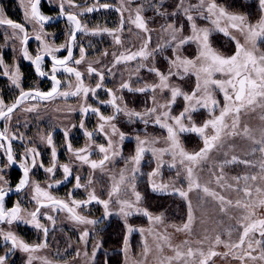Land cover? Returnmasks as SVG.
<instances>
[{"label": "rangeland", "instance_id": "rangeland-1", "mask_svg": "<svg viewBox=\"0 0 264 264\" xmlns=\"http://www.w3.org/2000/svg\"><path fill=\"white\" fill-rule=\"evenodd\" d=\"M44 6H48L53 14H57L60 10V0H43ZM27 0H24L26 3ZM74 2L80 7L71 8L65 3V8L69 12L76 13L82 22V27L86 29V32H81L79 39L75 44L73 55L76 59L80 57V47L85 49L86 59L81 65H72L83 73V80L86 86L95 87V84L99 81V77L87 74V67L91 64L97 70H103L105 79L103 81L104 87L97 90L98 99H94L91 94L87 97L86 103L93 107H98L104 115H111L113 109L108 104H101L100 101H108L110 97L106 89H112L117 97H123L121 106L126 105L128 109L143 112L145 108H151L153 106L152 96L153 92L148 91L144 93L136 91L119 89L120 84L123 81L131 80L132 87L139 88L145 84L151 85L159 83V78L155 73H150L147 68H143L137 73L135 68L137 62L133 61L130 65L121 63L117 67L112 68L113 56L112 53L125 52L126 49L131 51L139 50L148 38V34L139 29H136L134 25L128 23L129 12L124 11L123 17L126 21L124 25V31L118 33L121 35L123 45H116L113 37L107 33H101L98 35H92V30L97 28L96 19L99 15L104 13H112L116 16L114 26L109 29H117L121 19V13L117 11L121 4V0H99V3H108L109 9L99 8L97 0H74ZM216 2L224 7L226 10L232 13L244 14L249 17L252 23H256L260 16L258 0H216ZM189 3H198V0H189ZM178 0H132V15H135V9L142 7V16L145 19L147 28L151 36V42L149 50L155 49L158 45H161L167 39V33L163 31V28L167 24L172 23L176 27L183 25V36H190L191 27L189 22L185 18V15L180 11L176 16L171 15L172 12L177 10ZM160 6L159 11L166 13L165 15L157 14V6ZM97 7L98 10L91 13L86 11L87 7ZM0 9L3 10L4 15L7 18L13 19V21H19L23 24L27 30L30 39L28 40L27 49L29 54L33 57L37 54L38 41L35 40V35L40 31V26L34 21L29 22L25 19V9L22 6V0H0ZM41 11V10H40ZM83 13V15H80ZM196 18L198 27H207L212 29L210 32L209 40L212 48L224 56H231L235 52V41L233 36L241 39L240 34L234 30H230V35L225 36L223 32L215 30L214 26L209 21L199 18L198 13H193ZM69 21L57 27L56 29H47L44 27L46 33V39L50 44L55 46L63 45L67 42L69 32L72 29ZM11 35L12 29L6 26H0V59L3 60L10 70H15L17 67L20 72V87L17 88L12 81L3 75L4 68L0 67V99H3L6 104L10 105L14 102L15 98L20 94L21 90L27 88H36L39 91L49 90L52 84L46 85L37 78H34L31 74V69L28 66L30 61L25 60L22 53V44L18 39L5 40V33ZM219 41V42H218ZM264 48V44H262ZM197 44L192 42L184 45L178 52L181 56L188 58H195L197 55ZM66 50H61L55 53L59 58H63V54ZM104 52L109 53L107 56ZM174 59L172 48L164 47L162 51L155 53V59L150 58L148 61H143L148 67L155 66L162 73L167 74L169 70L168 59ZM99 61V63H97ZM44 71H51V67L47 66V63L43 61L41 65ZM111 68V73L108 69ZM62 79L61 90H67L66 84L68 80V74L62 70L57 72ZM73 84H75L74 76L71 78ZM170 84L181 88L184 92L191 93L195 89L196 80L191 74L180 79L176 76L170 78ZM156 98L161 103L165 102L166 98H169L171 93L168 90L161 92L157 89ZM218 99L222 102V95H218ZM80 97H59L57 96L53 100L39 101L40 106L34 112H26L24 109L36 105L37 100L28 99L25 100L17 112L12 115L10 122L1 121L0 130L3 129L4 124L8 123L10 128V134L15 133L17 136L23 134L24 139L12 141L16 148V153L19 157L25 154L26 147H33L39 153V157L36 160V167H32V159L29 155L28 165L31 168L30 171V184L22 192L21 197L25 201V208L21 209L22 219L13 222L11 226L4 223L0 229L7 231L11 230L20 239L25 241L30 246L40 243H46L47 247L40 249L34 254L25 253L20 250H14L12 254H9L8 249L11 245H5L4 240L0 238L2 248H0V255L7 253V264H26L29 255H35L37 259L33 261V264H42L40 258H46L51 264H143L147 259V264H158L157 253L155 250L156 240L154 235H150L148 229H152L155 233H167L171 237V243L173 245H180L184 240H190L192 247H199L196 244L197 240H203L207 235L210 239L204 241V250L207 251L210 246L211 240L214 239L216 234H221L222 239L227 241L229 237L225 234V230L230 226L236 225V219L240 216V210L236 208H230L227 215L220 213L218 210L217 202L211 198H205L206 203L200 201L199 197L203 196V193H198L193 190L188 193L191 200L195 219L193 222V228L191 234L187 232H177L176 227H182L183 223L187 220L188 201L182 198L174 189H182L187 191V179L186 170L177 161L175 168L169 167L172 162L170 155L163 157L164 165L160 167L155 176L150 179V173L157 169L158 161L152 156L151 152H147L139 165L140 171L136 173L135 191L141 196V200L136 205L137 208L147 210L152 216H161L162 223L150 224L148 217L144 216L142 212H136L131 210L132 214L124 217L120 214V206L115 203L116 197H112L109 200L108 192L110 190L112 180L109 179L110 175H115L118 179V174L121 169L125 167V159L135 154L137 140L139 136L141 139L145 137H156L158 143L155 145L157 148L166 146L165 137L166 131L159 126L149 123L145 125L141 121L130 122L128 117L122 113L118 119L114 121L120 131L126 134V138L122 145H119L121 149V156L116 157L109 162H106V168L104 172L100 169L93 171L88 165L81 164L76 160L74 154L68 151V144L71 145L73 150L85 148L89 140L84 135L85 130L94 133V141L96 144H105L107 141L102 134L96 132L99 120L98 117L92 113H82L80 108L84 103ZM185 106L183 97H178L176 103L172 107V114L179 115ZM216 114H219L217 110ZM193 120L197 125H201L205 120L209 119L208 112L204 109L192 114ZM81 121H83L84 127L81 128ZM248 125L250 128L258 129L262 121L260 120V110L256 112H249L248 114H242L241 126ZM68 131L67 140L64 136V131ZM242 130V129H241ZM110 132V129H108ZM48 133L52 134L53 146L56 148L57 167L54 175L46 173L43 168L39 167L42 162L45 167L52 165V150L48 146L46 139L41 140L40 137L47 136ZM258 135V134H257ZM180 139L183 147L186 151L192 153L199 151L203 147V140L195 133H183L180 134ZM114 141L119 140V135L113 137ZM253 147L251 142L240 135L228 138L225 141V147L221 151L215 149L210 153V159L204 163V168L207 169L213 164L216 165V173H220L219 164L225 160H231L232 156H236L239 159L251 160L254 163L258 161L260 153L251 155L250 150ZM93 154L92 160H98L102 158V154L95 151V144L92 145ZM224 153H227L225 156ZM4 158L3 150H0V166L3 167L4 181H0V187L7 189L10 187L8 181L9 169L8 166L2 161ZM5 159V158H4ZM68 164L72 169V174L68 180H64V173L60 165ZM132 165L129 164L126 175L131 177ZM110 170V171H109ZM259 171L257 168L247 167L242 163H224L223 172L226 178L231 182L233 176H243L245 174H254ZM179 172V175L177 173ZM197 172L200 175V182L206 183L209 180L208 171L200 172L199 168ZM76 176L81 177V184L87 186V191L84 187L76 188ZM93 180V183L89 186V179ZM55 181H62L59 185H56ZM31 182L39 183L40 187L47 190L51 195L57 199L64 200L71 205V199L84 201L88 199V192L95 191V194L100 200H109V215H105V209L103 204L95 201L76 209L77 214L85 216L87 219L95 220V224H80L74 221L70 214L66 210L53 211V205L42 208L41 213H46L51 216L52 219L45 218L44 215L38 214L39 222L48 229V234L45 237L43 229H37L31 223L30 213L38 207L36 202L32 199L33 196V184ZM49 182L53 183L51 188L48 187ZM243 186V181L240 182ZM153 184L155 185H168L165 190H153ZM16 187V185H15ZM210 187L216 189V183L213 180ZM12 188V187H11ZM219 191V189H216ZM71 194V197L70 195ZM226 197L233 201L237 199V194L234 191L225 189L222 193ZM19 198V199H20ZM121 199L135 200L132 194L130 186L127 188V194L121 193ZM41 202H49L41 198ZM235 217L230 219L229 217ZM129 227L133 231L129 232ZM139 229H144L143 235ZM21 230V234L19 231ZM84 231H87L89 235L85 240H81V235ZM127 237V247L125 245V238ZM233 240L237 238V234L233 232ZM257 239L260 237L257 235ZM146 241L152 248L150 255L145 258L142 256L143 243ZM99 245V247H97ZM218 252L227 251L223 245L217 246ZM95 256L93 257V252ZM166 255L172 253L168 248L164 249ZM255 255H259L257 250ZM215 264H239L238 261L233 260L231 256L227 258H221L220 256L214 257ZM251 264V262H250Z\"/></svg>", "mask_w": 264, "mask_h": 264}, {"label": "snow or ice", "instance_id": "snow-or-ice-1", "mask_svg": "<svg viewBox=\"0 0 264 264\" xmlns=\"http://www.w3.org/2000/svg\"><path fill=\"white\" fill-rule=\"evenodd\" d=\"M41 0H27L24 3L22 0V6L25 9L24 15L26 21L35 22L40 26V31L35 35V40L38 43V50L35 57L29 54L27 47H23L22 53L25 60L30 61L34 66L37 75L40 77L47 76L52 81V87L50 91L42 92L35 91H23L16 100L8 105L3 99H0V120L10 122L12 120V114L20 107V105L29 98L37 100L36 105L26 107L24 111L34 112L40 106L39 101H49L59 97H80L85 101L81 105V112L88 113L89 111L94 113L99 120L96 132L102 134L107 141L105 144H96L93 137L94 133L85 130L84 135L88 138L89 143L85 148L73 150L71 145L68 144V151L72 152L81 164L88 165L93 171L100 169L101 172L105 171L106 162L113 160L116 157L121 156V149L119 145H122L126 134L119 130L115 120L118 119L122 113L128 117L130 122L141 121L145 125L153 123L156 126L164 129L167 133L165 137L166 146L157 148L155 145L158 143L156 137L141 139L136 137L137 144L135 154L125 159V167L120 170L118 179L115 175H110L109 179L112 180L110 190L108 192L109 200L112 197H116L115 203L120 206V214L127 217L132 214L131 210L136 212H142L144 216L148 217L150 224L162 223L161 216H152L147 210L137 208L136 205L141 200V196L135 191V179L136 173L140 171L139 165L144 158L145 153L151 152L152 156L158 161L157 169L150 173V179L157 174L160 167H163L165 155H170L172 162L169 167L175 168L177 161L186 170L187 179V191L182 189H174L179 195L188 201L187 220L183 223L182 227H176L177 232H187L191 234L193 228V222L195 219L193 206L189 199L188 193L196 190L198 193H203L202 197H199L200 201L206 203L205 198H211L217 202L218 210L225 215L228 214L230 208H236L240 210V216L238 218L229 217L230 219H236V225L230 226L225 230V234L228 235L229 240L222 239L221 234H216L214 239L211 240L210 246L207 251L204 250V241L210 238L205 235L203 240H197L196 244L199 247H192L190 240H184L180 245H173L171 243V237L167 233H155L152 229H148L150 235H154L156 240L155 250L157 253L158 264H215L214 257L220 256L221 258H227L231 256L233 260L239 262V264H264V0H258L260 16L256 23H252L248 16L239 13H232L220 6L216 0H198V3H189V0H178L177 10L172 12L171 15L176 16L180 11L185 15V18L189 22L191 27V35L183 36V25L176 27L174 24L169 23L163 28V31L167 33V39L158 45L155 49L149 50L151 42V36L144 17L142 16V7L136 8L135 15H132V0H121V4L117 11L121 13V19L119 27L117 29H109L108 27L97 26L92 30V35H98L101 33H107L113 37L116 45H123V40L120 34L124 31V25L126 23L123 12L128 11V23L135 26L136 29L148 34V38L143 46L136 51L126 49L125 52L116 53L113 52L112 68L117 67L121 63L128 65L131 62L136 61L137 67L135 71H139L143 68H147L150 73H155L159 78V83L151 85L145 84L143 87L133 88L131 80L123 81L117 91L128 90L136 91L140 93L152 91L151 108H145L143 112H138L134 109L130 110L126 105L121 106L123 97H117L112 89H106L110 99L108 101H100L101 104H108L112 107L113 113L111 115H104L98 107H93L86 103L89 94L94 99H98L97 90L104 87L103 81L105 79L104 71L97 70L91 64L87 67V74L89 76L95 75L99 77V81L95 84V87L86 86L83 80V73L72 65H81L86 59L85 49L80 47V57L76 59L73 56L74 42L77 39V32H86V29L81 26V22L78 19L76 13L69 12L65 8L67 3L71 8H78L80 5L76 4L74 0H60V16H66L72 29L69 32L68 41L60 46L50 44L46 39V33L44 31V25L49 22L50 17L42 14L39 5ZM99 8L109 9L108 3H99ZM160 6H157V14L165 15L159 11ZM98 10L97 7H87L86 11L91 13ZM198 13L199 18L209 21L215 30L223 32L225 36L230 35V30H234L240 34L241 39L233 36L235 41V52L231 56H224L212 48L209 40L210 32L212 29L207 27H198L196 18L193 13ZM83 15V13H80ZM0 26H6L12 29L11 35L6 32L5 40L18 39L22 45H27L30 39L27 28L12 19L7 18L3 10L0 9ZM87 34V32H86ZM197 44V55L195 58H188L181 56L178 52L184 45L189 43ZM171 47L174 59H168L169 70L167 74L162 73L154 65L148 67L143 61H148L150 58L155 59V53L163 50L164 47ZM61 50H66L67 55L63 58H59L55 53ZM109 53L105 52L107 56ZM45 56L51 57L52 67L51 72H45L41 65ZM99 63V61H97ZM0 67L4 68L3 75L7 76L17 88L20 87V72L17 67L14 71L10 70L4 65L3 60L0 59ZM63 71L68 74V80L66 84L67 90H61V80L57 78L56 73ZM111 73V68L108 69ZM193 75L196 80L195 89L191 93L184 92L181 88L170 84V78L176 76L183 79L187 75ZM75 78V84L72 82V77ZM159 89L161 92L164 90L170 91L171 95L165 99L164 103H161L156 98V91ZM218 95H222V102L218 99ZM183 97L185 106L179 115L172 114V107L176 103L178 97ZM121 103H118L117 101ZM204 109L208 112L209 119L205 120L201 125H197L193 120V113ZM260 110L261 126L254 130L248 125L241 126L242 114H248L249 112H256ZM219 110V114L216 112ZM81 128L84 127L83 121H81ZM110 129V132L108 131ZM242 129V130H241ZM183 133H195L203 140V147L196 152H188L185 150L181 143L180 134ZM119 135V140L114 141L113 137ZM258 134V135H257ZM240 135L243 138L249 140L253 147L250 150L251 155L260 153V157L257 162H253L247 159H239L236 156H232L231 160H225L219 164L220 173H216V165L205 169L204 163L210 159V153L215 149L221 151L225 147V141L228 138ZM65 139L67 140L68 131H64ZM20 139L23 141L24 136L21 134L17 136L15 133L10 134L9 124L5 123L2 130H0V150H3L7 159V166L11 167L17 164V158L14 155L12 148V141ZM41 140H45L52 152V165L45 167L41 162L39 167L43 168L46 173L53 174L57 167V152L55 146H53L52 134L48 133L47 136H41ZM95 144V151L102 154V158L98 160H92L90 157L93 154L92 145ZM7 145V147H5ZM227 156V153H224ZM29 155L32 159V167H36V160L40 153L33 147H26L25 154L19 158V167L23 172V176L19 183L16 185L14 191L21 192L26 186L30 184L29 173L31 168L27 161ZM239 162L247 167L257 168L259 171L254 174H245L243 176L237 175L231 177V182L226 178L223 172L224 163ZM129 164L132 165L131 177L129 178L126 173L129 170ZM64 173V180H68L72 174V169L68 164L60 165ZM199 168L200 172L208 171L209 180L206 183L200 182V175L197 172ZM110 171V170H109ZM179 175V172L177 173ZM76 188L84 187L87 191V186L81 184V177L76 176ZM216 183V189L210 187L212 181ZM0 181H5L3 175V167L0 166ZM243 181V186H241ZM33 184V196L32 199L36 202L38 207L30 213L31 223L37 229H43L45 237L48 234V229L44 227L38 220V214H42L47 219H52L46 213H41V208L48 205L41 202L43 200L51 202L54 206L53 211L67 210L71 218L80 224H95V220L87 219L83 215H79L76 212L77 208L86 206L87 204L95 201L101 203L105 209V215H109V200H100L95 191L88 192V199L79 201L71 199V205L68 202L57 199L51 195L47 190L40 187L39 183L31 182ZM56 185L62 183V181H55ZM93 180L90 178L88 185L90 186ZM53 186L52 182H49L48 187ZM130 186L132 194L135 200L121 199V193L127 194V188ZM168 185H155L153 184V190H165ZM225 189L234 191L237 194V199L234 201L222 193ZM13 189L8 187L5 190L4 187H0V224L7 223L9 226L15 221L22 219L21 207L19 203L8 209L5 207V198L9 192ZM71 197V194H69ZM129 232L133 231L129 227ZM143 235L144 229H139ZM235 232L237 238L233 240L232 234ZM89 235L87 231H84L81 235V240ZM260 239H257L256 236ZM0 238H2L6 244L10 243L11 248L8 252L14 250H20L25 253L34 254L40 249L47 247L46 243H40L30 246L25 241L20 239L10 229L4 231L0 229ZM143 249L142 256L147 258L152 252V248L146 241H142ZM125 245L127 247V237L125 238ZM223 245L227 249L225 252H218L217 246ZM99 247V245H97ZM168 248L172 253L166 255L164 249ZM259 250V255L254 253ZM95 256V251L93 252ZM37 259L35 255H29L26 264H33V261ZM42 264H51L46 258H40ZM0 264H7V253L0 255ZM140 264V262H138ZM147 264V259L143 262Z\"/></svg>", "mask_w": 264, "mask_h": 264}, {"label": "flooded vegetation", "instance_id": "flooded-vegetation-1", "mask_svg": "<svg viewBox=\"0 0 264 264\" xmlns=\"http://www.w3.org/2000/svg\"><path fill=\"white\" fill-rule=\"evenodd\" d=\"M44 1L43 0H41V3H40V5H39V8H40V10H41V12H42V14H44V15H46V16H48V17H50V20L49 21H54V20H56L60 15H59V13H60V10H59V12L56 14H53L51 11H50V9L48 8V6L46 5V6H44L43 7V3ZM106 14H108V13H104V14H101V15H99V17L96 19V21H95V24L97 23V26H100L101 25V22L99 21V18L102 16V15H106ZM116 17V16H115ZM78 19L80 20V18L78 17ZM116 19V18H115ZM13 20V19H12ZM14 22H18V23H20L19 21H14ZM66 22H68V20L66 19V20H62V21H59V22H56V23H54V24H52V25H44V27L45 28H47V29H56L57 27H60L61 25H63L64 23H66ZM80 22H81V20H80ZM21 24V23H20ZM23 25V24H22ZM105 24H103V26H100L101 28L102 27H105L104 26ZM81 26H82V22H81ZM110 28H112V27H110ZM81 33V32H80ZM80 33H79V35H78V37H77V39H76V41L74 42V47H73V50H74V48H75V44H76V42H77V40L79 39V36H80ZM68 39H69V37L67 38V41H68ZM28 45V44H27ZM27 45H22L23 47H27ZM105 53V52H104ZM66 54H67V51H65V53L63 54V56L62 57H64V56H66ZM74 56V55H73ZM44 62L45 63H47V66H50V65H52V62H50V61H47V60H44ZM28 66H29V68L31 69V74L33 75V77L34 78H37V79H39L40 81H42L43 83H45L46 85H48V84H52V82H49V81H44V80H42V79H40L39 77H37L36 75H35V73H34V71H33V66L31 65V62H29L28 63ZM45 72H47V71H45ZM51 71H48V73H50ZM57 78L58 79H60L61 80V82H62V79L57 75ZM62 85L63 84H61V88H62ZM28 90H38V89H36V88H27V89H25L24 91H28ZM51 89H49V90H45V91H42V92H47V91H50ZM20 95V94H19ZM17 98V97H16ZM15 98V99H16ZM15 101V100H14ZM13 103V102H12ZM18 110V109H17ZM17 110L14 112V113H16L17 112ZM13 113V114H14ZM12 114V115H13ZM2 121V120H1ZM0 121V122H1ZM12 143V148H13V152H14V155H15V157L17 158V164L16 165H14V167L13 166H11V167H8V169H9V174H8V176H9V178H8V181L10 182V187H12L11 189H15V185H17L18 183H19V181H20V179L22 178V176H23V172H22V170L20 169V167H19V156H18V154L16 153V148H15V145H14V143L13 142H11ZM5 147H7V145H5ZM3 154H4V158H2V161H3V163H4V165L6 164L7 165V159H6V156H5V153H4V151H3ZM27 163H28V161H27ZM30 174L31 173H29V180H30V178H31V176H30ZM26 189V188H25ZM24 189V190H25ZM5 190H7V189H5ZM23 190V191H24ZM23 191H21L20 193H18V194H14V195H12V196H10V197H6L5 198V207L6 208H8V209H10V208H12L14 205H16L17 203H19V205H20V207H21V209L22 208H25V206H26V204H25V201H23L22 200V198H20L21 197V194H22V192ZM20 198V199H19ZM44 208H46V207H44ZM42 209V208H41ZM3 224H0V227L2 226ZM19 233L21 234V230L19 231ZM5 245H10V243H8V244H6V242L4 241L3 242ZM0 248H2V244H1V242H0ZM14 251H12V252H9V254H12Z\"/></svg>", "mask_w": 264, "mask_h": 264}, {"label": "water", "instance_id": "water-1", "mask_svg": "<svg viewBox=\"0 0 264 264\" xmlns=\"http://www.w3.org/2000/svg\"><path fill=\"white\" fill-rule=\"evenodd\" d=\"M67 19V17L66 16H59L56 20H54V21H49L48 23H46L45 25H52V24H54V23H56V22H59V21H62V20H66ZM79 33L80 32H77V34H76V36L78 37V35H79ZM67 55V54H66ZM44 60H47V61H50V62H52L51 61V57H49V56H45V58H44ZM31 65L33 66V71H34V73H35V75L37 76V77H39L40 79H42V80H44V81H49V82H52L50 79H48V77L47 76H45V77H40L39 75H37V73H36V70H35V66L31 63ZM28 91H35V90H28ZM27 92V91H26ZM19 96V95H18ZM17 96V97H18ZM16 100V99H15ZM1 121V120H0ZM13 167H14V165H13ZM27 187V186H26ZM25 187V188H26ZM24 188V189H25ZM23 189V190H24ZM22 190V191H23ZM18 193H20V192H15L14 190H12L11 192H9V194H8V196H6V197H10V196H12V195H14V194H18ZM44 204H46V205H48L47 207H49V206H52V204H51V202H43ZM66 210V209H65ZM67 211V210H66Z\"/></svg>", "mask_w": 264, "mask_h": 264}, {"label": "trees", "instance_id": "trees-1", "mask_svg": "<svg viewBox=\"0 0 264 264\" xmlns=\"http://www.w3.org/2000/svg\"><path fill=\"white\" fill-rule=\"evenodd\" d=\"M115 15H113L112 13H108L106 15H102L99 18V21L101 22L100 26H103V24H105V27H113L114 26V22H115ZM219 42V41H218Z\"/></svg>", "mask_w": 264, "mask_h": 264}]
</instances>
